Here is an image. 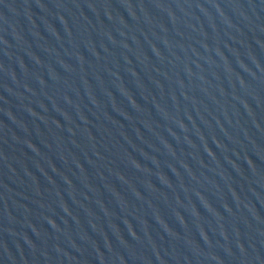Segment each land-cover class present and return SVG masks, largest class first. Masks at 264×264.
Returning <instances> with one entry per match:
<instances>
[{"label":"water","instance_id":"1","mask_svg":"<svg viewBox=\"0 0 264 264\" xmlns=\"http://www.w3.org/2000/svg\"><path fill=\"white\" fill-rule=\"evenodd\" d=\"M0 264H264V0H0Z\"/></svg>","mask_w":264,"mask_h":264}]
</instances>
